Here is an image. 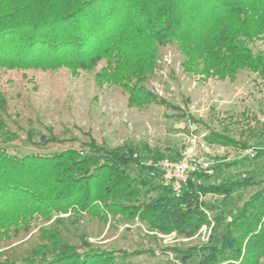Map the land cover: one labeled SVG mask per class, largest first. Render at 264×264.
<instances>
[{"label": "trees", "instance_id": "obj_1", "mask_svg": "<svg viewBox=\"0 0 264 264\" xmlns=\"http://www.w3.org/2000/svg\"><path fill=\"white\" fill-rule=\"evenodd\" d=\"M258 40L264 41V0H0V68H66L77 75L103 62L97 83L121 87L133 107L162 105L173 110L170 117L197 127L200 119L145 86L160 48L174 47L182 72L200 80H232L244 69L264 78ZM7 117L0 94V247L39 220L50 223L37 227V242L27 250H0V264H140L132 258L154 257L156 251L166 257L152 264H264V173L213 179L216 171L243 165L247 158L215 160L189 173L174 191L154 162L181 154L166 156L146 143L106 147L88 134L77 147L20 155L6 147L19 137ZM33 136L28 130L25 142L34 147L66 141L51 131L39 133L37 140ZM202 137L208 145L251 148L214 128ZM251 149L250 159H264V148ZM252 186L255 190L237 198L224 222L220 205L205 199H225ZM64 213L69 214L59 216ZM83 220L103 227L122 224L126 230L138 222L153 239L172 232L191 239L203 224L213 222V231L223 225L216 241L127 250L94 245L80 228ZM71 231H79L78 244L67 238Z\"/></svg>", "mask_w": 264, "mask_h": 264}, {"label": "rangeland", "instance_id": "obj_2", "mask_svg": "<svg viewBox=\"0 0 264 264\" xmlns=\"http://www.w3.org/2000/svg\"><path fill=\"white\" fill-rule=\"evenodd\" d=\"M255 47L264 52V41L255 42ZM178 52L171 45L160 48V56L153 73L145 86L159 97L188 111L203 124L195 126L184 119L169 115L170 108L150 103L145 108L128 104L127 93L119 86L97 83L95 74L103 65L100 62L92 71L71 74L66 68L55 70H7L0 68V94L5 99L9 117L7 123L15 129L18 138L6 146L9 152L20 155L51 152L73 144L88 141L89 135L106 147L146 143L150 148L159 149L164 155L182 154L187 151L195 158L213 162L247 158L245 164H238L213 173V179H241L244 176H261L264 173V159H250L251 148H264V78L247 69L239 71L235 78L200 80L196 75L182 72ZM185 99H187L185 101ZM208 128L226 132L236 140L248 143L251 148L240 149L231 146L208 145L203 134ZM28 130L37 140L38 134L50 131L66 138L58 144L34 147L25 142ZM69 137L76 140L69 141ZM68 140V141H67ZM141 160L148 161L144 155ZM135 174V170L131 169ZM255 186L238 188L223 199L222 196L206 195L205 199L216 201L223 210L221 220L228 218L229 210L237 207V198L255 190ZM69 213L59 214L67 216ZM211 216V213H208ZM54 218V216H53ZM110 219V218H109ZM49 222L38 221L28 233L18 235L13 243L0 247L23 252L37 242L38 226ZM82 223V224H81ZM91 237L89 241L104 248H125L188 245L216 241L222 225L213 231L211 225L205 233H197L191 239L181 238L175 232L161 235L157 239L148 237L144 226L138 222L126 226L117 224L105 227L99 223L81 222ZM139 226L141 229H139ZM80 229V230H81ZM71 231L67 238L79 243V231ZM165 254L156 251V256L139 255L132 259L140 264H152L165 259ZM194 257L191 261H195Z\"/></svg>", "mask_w": 264, "mask_h": 264}, {"label": "built area", "instance_id": "obj_3", "mask_svg": "<svg viewBox=\"0 0 264 264\" xmlns=\"http://www.w3.org/2000/svg\"><path fill=\"white\" fill-rule=\"evenodd\" d=\"M210 164L211 162L195 158L187 151H184L177 159L173 160L169 157H163L154 162V166L161 172L163 181L171 185L174 191L179 190L189 173L199 169H207ZM207 228L208 227L203 224L197 233L204 234Z\"/></svg>", "mask_w": 264, "mask_h": 264}]
</instances>
